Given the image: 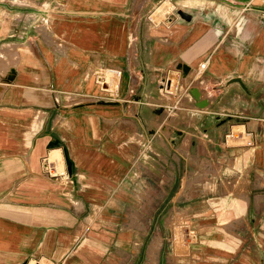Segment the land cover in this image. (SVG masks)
<instances>
[{
	"label": "crops",
	"instance_id": "1",
	"mask_svg": "<svg viewBox=\"0 0 264 264\" xmlns=\"http://www.w3.org/2000/svg\"><path fill=\"white\" fill-rule=\"evenodd\" d=\"M158 1L0 0V264H133L143 235L134 207L147 188L156 197L146 174L160 164L163 138L173 160L192 156L197 141L200 163L213 158L218 171L216 195L181 211L197 224L173 263L227 264L243 230L264 250V221H248L264 214L247 211L264 198V0L141 22ZM216 9L228 15L214 22ZM165 76L172 92L161 91ZM166 115L167 133L156 129ZM228 130L248 143L226 145Z\"/></svg>",
	"mask_w": 264,
	"mask_h": 264
},
{
	"label": "rangeland",
	"instance_id": "2",
	"mask_svg": "<svg viewBox=\"0 0 264 264\" xmlns=\"http://www.w3.org/2000/svg\"><path fill=\"white\" fill-rule=\"evenodd\" d=\"M164 1L166 0H159L154 7H148L146 10H143L139 15L141 22L144 21L147 25L164 22L168 19H164L166 13H171L178 17L176 9H193L197 4L219 3L230 11L233 9L218 0H169L172 6L169 11H166L168 5H162ZM231 5L233 6L234 4L232 3ZM158 7L161 8L159 9ZM227 9H225L224 12L218 11V9H216L217 11H210L208 13V18L216 22L218 14L223 13L224 15H228ZM134 13L136 14L135 11ZM173 30L174 32H177L178 28H173ZM171 77L174 78V75ZM160 83L162 84V87L160 86L162 88L161 91L165 90V82L160 81ZM174 84L175 82L173 80V85ZM173 85L170 88L171 92L173 90ZM180 90L183 91V87ZM171 96L173 97L174 95L172 94ZM182 111L185 112V110ZM162 114L163 111L157 115L162 117ZM167 119L168 116L166 115V117L162 120L163 122L156 124V129L167 133L169 129ZM231 130L226 132V145L235 146L246 145V143H248L249 139L245 136L239 140H233V138L231 139ZM170 145L172 146L171 148H174L173 141H171L170 144V140H167V138L156 139V151L160 154L161 161H159L160 164H156L155 172L154 170H151L146 174L148 179H150V182L156 178V197H152L151 195L149 196V194H152L153 192L147 188L145 191L146 196L144 202L139 203L134 207L135 219L138 222L137 226L139 227V232L143 235H139V251L137 256L134 258L133 264H145L146 260V264H175L173 263L175 261V259H173L174 256L184 254V252L187 251V246L190 240H192L191 235L193 233L189 232L192 230L190 226H195L197 224V222H192L193 219H195L194 217H184L185 214L181 211L186 209L190 214H192L193 211H199L201 209V201L207 197H214L218 192V187L216 186L218 171L212 163L214 159L209 158L210 167L200 163V155L197 154V156L195 154V151H200V145L197 141H192V156H187L186 158L181 155V157H175V160L171 159L172 155L170 153L172 152V149L170 148ZM209 148L211 149L212 147ZM194 163L196 165H194ZM180 182L181 184L183 183V186L179 189L182 194L177 199H173L172 195L175 189H178L177 185ZM172 199L173 201H171ZM257 203L258 204L255 207V203L250 202L247 211L250 212L251 215H254L256 209L258 213L264 214V198L258 200ZM248 221L251 225L257 221L256 228L260 229V224L264 221V219L260 220L257 218V220L250 219ZM256 231L258 232V230ZM154 237L156 241L153 240ZM209 237L217 239L223 238L224 236L210 234ZM240 237L241 243H239L240 241L236 242V245L240 247V250L234 253L233 258L228 260L227 264H239L238 260H241L240 264L252 263L248 253L254 254L255 252L259 256L258 264H263L262 258L264 256V250H259L258 247H254L251 242L254 235H249L248 230H243ZM255 237L258 240L263 239V237L258 234ZM225 238L231 240V237L225 236ZM157 240L160 241V245L156 251L157 256L155 255L153 259L151 258L150 253L153 248V243L157 242ZM150 243H152L151 250L148 253L151 259L146 257L147 249ZM205 252H208L210 256L213 255V257L218 259L221 257L226 258L225 255L220 252H216L215 250L206 249ZM205 252L203 255H206Z\"/></svg>",
	"mask_w": 264,
	"mask_h": 264
},
{
	"label": "built area",
	"instance_id": "3",
	"mask_svg": "<svg viewBox=\"0 0 264 264\" xmlns=\"http://www.w3.org/2000/svg\"><path fill=\"white\" fill-rule=\"evenodd\" d=\"M205 65H206V60H203L202 62H200V63L198 64V68H197V70H198V74H199V73L205 68ZM96 81L99 83V85H100V87H101L102 89H105V88H106V86L104 85V83H103V81L101 80L100 76L96 77ZM160 81H161V82H165V85H166L165 89L168 90V89L171 87V82H170V80H169L168 77L165 76V78L163 77ZM160 86L162 87V84H161V83H160ZM44 168H45L46 172H47L49 175H51V173H53V171H51L50 168H47V166H46L45 164H44ZM52 175H53V174H52Z\"/></svg>",
	"mask_w": 264,
	"mask_h": 264
},
{
	"label": "water",
	"instance_id": "4",
	"mask_svg": "<svg viewBox=\"0 0 264 264\" xmlns=\"http://www.w3.org/2000/svg\"><path fill=\"white\" fill-rule=\"evenodd\" d=\"M177 14H178L181 18L186 19V20H188V19L190 18L189 14L185 13V12L182 11V10H177ZM177 68H179V69L181 70L183 76L186 75V73H187V71H188V66H186V65H184V64H178V65H177ZM191 93H192V95L194 96L195 99H198V98H199V93H198V91H197L196 89H193V90L191 91ZM205 103H206L205 100H200V101L197 102V104H198L199 106H204ZM67 164H68V163H67Z\"/></svg>",
	"mask_w": 264,
	"mask_h": 264
},
{
	"label": "bare ground",
	"instance_id": "5",
	"mask_svg": "<svg viewBox=\"0 0 264 264\" xmlns=\"http://www.w3.org/2000/svg\"><path fill=\"white\" fill-rule=\"evenodd\" d=\"M154 241H156V240H154ZM159 245H160V241H159V240H157V242H154V243H153V248H152L151 253H150L151 258L154 259L155 255H156V251L158 250ZM156 256H157V255H156ZM149 258H150V257H149ZM151 258H150V259H151Z\"/></svg>",
	"mask_w": 264,
	"mask_h": 264
}]
</instances>
